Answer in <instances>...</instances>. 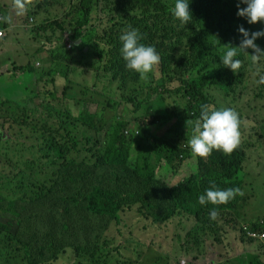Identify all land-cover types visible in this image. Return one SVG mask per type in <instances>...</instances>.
<instances>
[{
    "label": "trees",
    "instance_id": "16d2710c",
    "mask_svg": "<svg viewBox=\"0 0 264 264\" xmlns=\"http://www.w3.org/2000/svg\"><path fill=\"white\" fill-rule=\"evenodd\" d=\"M25 1L26 15L31 17L48 9L38 4L39 1L46 2L49 7L53 0ZM174 2L107 0L101 11L109 17L104 26L78 17L41 25L42 29L57 25L62 32L76 30L69 37L71 45L87 48L84 56L93 63L92 67L88 62L78 63L79 67L55 66L43 72L35 71L30 62L17 63L14 55L9 61L4 42L5 36L10 37L7 28L11 25L3 19L7 16V7L0 2V78L10 74L16 76L18 72L30 76L26 93L17 98L0 94V138L3 131H13L3 142V153L6 155L11 150L26 161L15 192L7 194L0 187V264L52 263L61 257L60 253L67 252L74 256L72 264L87 261L88 264H121L111 255L109 243L113 241L107 231L114 223H120L122 211L134 206L152 222L165 223L180 214L194 218L186 227L173 228L172 234L177 235L175 253L177 258L181 256L187 261L204 257L200 248L203 238L217 230L214 227L217 223L206 214L215 206L200 205L193 190L199 196L211 183L222 189L242 186L245 178L242 168L247 158V115L234 104L235 99L231 100L228 105L236 107L229 108H237L235 111L241 121L239 145L231 154L213 150L207 161L200 160L198 169L175 184H165L156 178L155 165L164 163L160 160L162 155L153 160L159 145L151 143L150 151L140 149L143 142L151 140V134L144 140V137L137 138L139 132L132 136L139 129L146 134L147 130L151 133L162 131L166 126L167 131L183 137L199 119L201 105L219 109L218 102L246 90L247 80L257 77L254 75L257 70L264 73V57L258 59L254 68L249 56L237 49L236 58L241 60V66L235 74L221 65L220 59L225 45L239 46L240 26L254 32L264 30V23L249 24L239 17V0H190L192 17L185 25L170 14ZM82 8L89 12L93 7L83 5ZM150 20H154V24ZM28 26L16 20L12 22L14 30ZM129 26L138 29L146 41L148 38L154 42L157 53H161L159 71L150 72L147 81L141 80L137 73L125 71L121 61L104 49H97L102 45L119 46V36ZM58 35L63 38L59 31ZM13 41L16 47L20 45L17 38ZM255 43L264 49V37ZM247 51L253 52L252 49ZM17 55L24 57L23 61H30L25 53ZM90 73H94L92 85L103 81L101 88L87 84ZM115 73L113 80L110 77ZM157 74L160 75L157 77ZM47 75L53 82L57 77L64 80L58 101L47 96L36 101L39 93L30 87ZM48 94L53 98L57 96L53 90ZM255 95L264 98V84L259 85ZM3 98L7 107L13 108L19 103L26 108V111H14L15 115L33 119L26 123L11 119L12 110L1 106ZM68 99H74L72 106L67 104ZM167 101L173 103L175 110ZM29 125L38 132L36 142L30 144L23 143L22 135L24 127ZM259 125L264 128V119ZM164 137H168L167 132ZM171 144L173 155L166 157L172 162L169 169L176 174L182 166L179 155L185 150H181L177 140ZM8 165L3 156L0 175ZM52 172L57 176L55 184L49 187ZM252 175L258 176L264 184L263 174ZM35 182L39 186L28 193L30 183ZM60 208L68 212L60 227L54 228V222L45 227L32 222V215L39 213L40 218L46 220L48 212ZM224 224L227 222L219 221L220 228H224ZM172 258L168 256L166 261ZM178 264L181 263L178 261Z\"/></svg>",
    "mask_w": 264,
    "mask_h": 264
},
{
    "label": "rangeland",
    "instance_id": "374dc122",
    "mask_svg": "<svg viewBox=\"0 0 264 264\" xmlns=\"http://www.w3.org/2000/svg\"><path fill=\"white\" fill-rule=\"evenodd\" d=\"M62 5L52 4L48 7L46 2H41L40 5L47 7V12L40 11L37 16L29 17L26 16L20 18V15L14 11L13 0H0L1 3L7 7V12L10 17H16L17 20L28 23L31 26L24 27L22 30L10 29V37L6 36L4 50L9 56L14 55L16 62L19 64H25L30 62L34 67L35 71L43 72L55 66L65 67H79L80 62H88V58L84 56L87 48H80L81 45H71L69 37L75 33L76 30L68 29L66 32H62L57 25L55 28H41V25L45 23L63 21L68 17H78L83 21L92 20L95 24L104 26L107 23L109 17L101 12L107 0H61ZM24 3V1H23ZM83 5L93 7L91 11L84 10ZM153 9V8H150ZM154 24V20H150ZM33 29V30H32ZM128 29V28H127ZM125 29V30H127ZM124 30V31H125ZM31 31V32H28ZM58 31L63 34V38H60ZM81 31V29L79 30ZM18 39L19 46L14 45L13 39ZM16 43V42H15ZM143 44V41L140 40ZM237 46V45H236ZM235 46V47H236ZM121 43L119 46L113 45H102L98 50L104 49L109 55L119 59L122 63L125 71V62L120 53ZM25 53L29 56L30 61H23L22 56L18 57L17 54ZM161 57V53H158ZM37 63V64H36ZM39 65V66H38ZM88 66H93L92 62L87 63ZM156 64L152 72L157 73L159 70ZM31 66V67H32ZM133 72V71H132ZM14 73V71H13ZM19 75L10 74L4 75L0 78V94L10 98H17L28 90L27 85L30 76H24L20 72ZM135 73V72H133ZM94 73H90L87 76V84L92 85ZM116 73L111 76L115 79ZM160 74H157L158 77ZM80 76V75H79ZM44 80L35 81L30 87L39 93L36 97L37 100H42L44 96L49 99L58 101V97L61 95V87L64 84V80L57 77V80L52 81L49 75ZM84 79V76H80ZM258 77H251L247 80L248 87L246 90L240 91L236 94L234 104L240 106L245 116V136L247 139L246 152L247 158L243 164L244 182L241 187H238L240 194L236 195L230 200L229 204L215 205V209L218 212L216 220H212L215 223L216 231L210 234L208 233L203 238V244L201 252L204 256L203 259H189L179 256L175 253L177 246L175 241L177 239L176 234H172L174 227L181 228L186 227L188 224L194 222V218H189L183 214L176 215L173 219L165 223H157L155 221L147 219L142 216L134 206L133 209H126L121 212V221L119 224L114 223L107 231V235L111 237L113 243L112 247H118L115 252L116 255L122 257L124 260H128L131 263L136 264H225L228 261L231 264H251V257L249 254L239 253L234 250L231 244H224L227 238L238 239L241 235L245 234L246 229L251 226H261L264 229V223L260 222L259 215L255 212L253 205L262 203L264 204V184H260L255 181L252 177H249L253 173H259L264 175V128L259 125L264 119V98L256 97L259 85L256 83ZM86 83V82H85ZM116 83V82H115ZM103 85V81L98 83V89ZM54 91L57 95L56 98L51 97L48 93ZM115 96V92H112ZM1 106H5L10 111V118L16 121L29 122L33 118H26L23 115H15L14 111L22 109L26 111L23 105L17 103L13 108L7 107L5 104V98L2 99ZM173 108V103L167 101ZM227 101H224L226 104ZM67 104L72 106L74 99H68ZM216 105V103H214ZM124 107V105H123ZM122 107V108H123ZM121 108V110H122ZM133 109V107H131ZM34 121V120H32ZM8 122V120H7ZM2 124V115H0V125ZM8 130L9 126L7 125ZM33 125L25 126L23 143L28 144L36 142L38 132L31 129ZM165 127L162 128V132H167V139L172 143L173 140L181 141L180 133L169 132ZM139 129V128H138ZM159 130H156L158 132ZM140 133L137 138H147L152 134L148 130L144 134L140 129L133 134L135 137L136 133ZM13 131H3V137L0 138V162L5 156L8 160V167L3 174L0 175V187L1 191L7 194H12L18 187L19 179L23 175V171L26 169V161L23 157L8 150L6 155L3 153V142L11 137ZM143 144H145L143 142ZM170 148V145H167ZM22 145L20 146V148ZM122 149V148H120ZM131 149V148H130ZM196 170V158L187 157L176 171V174L171 169H165L163 163L158 169V174L161 175L168 183L175 184L179 180L188 176L191 172ZM50 181L48 182L49 187L55 184L56 174L50 173ZM39 186V183H30L31 191L35 190ZM50 192V191H49ZM194 198L198 197L196 190H193ZM49 216L46 220H42L39 213L32 215V222L38 223L40 227H45L49 222L56 223L54 228L60 227V225L67 218L68 212L54 210L48 212ZM209 212L206 214L209 217ZM224 220L228 224L227 229H221L219 221ZM169 233V236L165 234ZM71 254H73V251ZM95 253V250L91 251ZM61 257L52 262L51 264H72L74 256H71L68 252L61 254ZM174 257L166 261L167 257ZM177 258V260L175 259ZM184 260V261H182ZM242 260V262H239ZM205 261V263H204ZM84 264H88V261Z\"/></svg>",
    "mask_w": 264,
    "mask_h": 264
},
{
    "label": "clouds",
    "instance_id": "9594fccd",
    "mask_svg": "<svg viewBox=\"0 0 264 264\" xmlns=\"http://www.w3.org/2000/svg\"><path fill=\"white\" fill-rule=\"evenodd\" d=\"M41 2L43 1H39L38 4ZM13 3L15 7L14 11L20 15V18H26V1L13 0ZM189 4L190 0H175L174 5L170 9L171 16L179 23L186 25L189 23L190 17H192ZM240 4L245 6L240 7ZM237 8V15L239 17L245 18L247 23H264V0H239ZM7 16H5L3 19L6 23H10L11 25L9 28H7L8 30L13 29L12 22L14 20L21 23H26L23 22L22 19L17 20L16 17H10L8 12ZM18 29L19 28L16 30ZM238 31L242 36L239 46L233 47L230 44L225 45L223 56L220 59V64L226 68H229L234 74L238 72L241 66V60L236 58L237 49H240L249 56L251 66L254 68L258 63V59L264 57V49H261L255 43L258 38L264 37V30L249 32V30L245 29L243 26H240ZM146 39L147 41L139 33L138 29L131 26H129L127 30L123 31L119 36V40L121 42L120 53L125 62V68L137 73L139 78L144 81L148 80L149 73L152 72L154 66L158 64L160 60V56L154 48L156 46L152 44L154 42L150 41L148 38ZM140 40L143 41V44L140 43ZM80 41L81 39L78 40V43ZM248 49L253 50L252 54H249L247 51ZM102 70L104 72L103 68ZM254 75L258 77L256 80L257 84H264V73H261L257 70ZM92 86H98V84H94ZM235 98L236 97L229 96L218 102L217 105H220L218 107H221L219 109H212L209 105H201L199 119L195 122L192 130H186L183 137L181 138V150H185L184 154L179 155V161L181 165L184 163L187 157H193L196 158V168L198 169L199 161H207L210 158L213 150L221 151L224 154H231V152L239 145V127L241 121L238 113L235 111L237 108H229L236 106L228 105L230 101L234 100ZM224 101H227V103L224 104ZM164 135L165 132L153 131L151 134V140L145 142V144H143L140 149L142 151H150V149H152L151 143L158 144L159 148L154 151L153 160L155 161L157 155H162L160 160H164V168L169 169L172 162L169 163L166 156L173 155V145L170 143L169 139L164 137ZM144 139L146 138H143V140ZM167 145H170V148ZM159 167L160 166L155 165L156 178L167 184V181L158 174ZM253 179L258 181L260 184H263L260 178ZM238 194H240V190L238 188L222 189L220 185L211 183L205 188L204 193L198 196V203L200 205L210 203L213 206L220 204L228 205V201L233 199ZM253 207L255 212L260 217V222L264 223V204H255ZM208 215L210 220H216L218 212L215 208H213L209 211ZM240 238L244 240L264 241V229L261 226H251L250 228L246 229L245 234L241 235ZM112 243L113 242L109 243L111 255L118 259L121 264H127L129 262L128 260H124L122 257L115 254V252L118 250V247H112ZM69 247L71 246H68V248ZM198 259L204 258L199 257ZM46 264H51V261H48Z\"/></svg>",
    "mask_w": 264,
    "mask_h": 264
},
{
    "label": "crops",
    "instance_id": "0c3cea01",
    "mask_svg": "<svg viewBox=\"0 0 264 264\" xmlns=\"http://www.w3.org/2000/svg\"><path fill=\"white\" fill-rule=\"evenodd\" d=\"M249 177L259 178L258 176H255V175H250ZM227 228H228V224L224 226V229H227ZM221 229L223 228L221 227ZM228 243L231 244L232 247L237 250V252L249 254L251 257V262H250L251 264H264V241L244 240L239 237L238 239L227 238L224 244H228Z\"/></svg>",
    "mask_w": 264,
    "mask_h": 264
},
{
    "label": "flooded vegetation",
    "instance_id": "af4514ba",
    "mask_svg": "<svg viewBox=\"0 0 264 264\" xmlns=\"http://www.w3.org/2000/svg\"><path fill=\"white\" fill-rule=\"evenodd\" d=\"M52 4H55V5H62L63 3H62L61 0H53L52 3H51V5H52ZM48 10H49V9H48ZM48 10H47V11H48Z\"/></svg>",
    "mask_w": 264,
    "mask_h": 264
}]
</instances>
